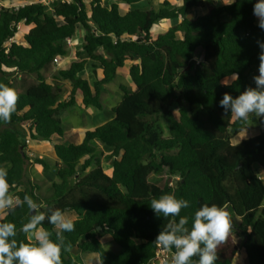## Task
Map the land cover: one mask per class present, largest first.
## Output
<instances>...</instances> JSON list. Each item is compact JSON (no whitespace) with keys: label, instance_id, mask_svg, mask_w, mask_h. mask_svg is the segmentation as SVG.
<instances>
[{"label":"trees","instance_id":"16d2710c","mask_svg":"<svg viewBox=\"0 0 264 264\" xmlns=\"http://www.w3.org/2000/svg\"><path fill=\"white\" fill-rule=\"evenodd\" d=\"M46 1L0 12V83L14 88L11 75L37 76V84L16 90L19 100L11 121H0V167L8 171L10 195L25 187L16 196L22 200L30 195L41 205L43 227L53 231L54 240L47 216L56 208L75 212L79 219L75 231L63 234L64 245L82 254L99 251L104 264H154L159 248L154 240L170 218L155 215L149 207L153 198L172 193L189 201L181 211L189 217V227L203 204L227 205L234 228L218 249L216 264H234L239 251L234 236L243 241L249 264H264V178L256 170L264 171V121L252 116L260 133L232 144L246 125L219 106L224 93L236 97L255 87L257 41H264V30L253 15L257 0L217 6H207L205 0H180L181 5L165 0L157 10L132 7L126 12L120 4L136 6L145 0H115L110 7L103 0H90V11L85 0H71L54 3V15ZM202 7L207 13L189 18ZM171 20L179 22L163 34L152 32L155 25ZM21 24L33 27L18 44L11 40ZM79 25L86 32L78 54L83 59L59 70L55 82L48 83L44 72L55 59L70 55L67 41L76 37ZM198 50L200 63L195 59ZM134 60L138 62L129 67L128 75L135 90L121 85L123 97L110 121L87 131L81 144H55L57 161L28 154V141L48 145L54 137H64L61 112L79 99L84 107L101 110L103 86ZM89 63L94 84L83 78ZM232 73L239 79L222 86ZM64 81L72 85L67 100ZM175 100L182 103L178 118L169 111ZM163 119L168 135L161 127ZM98 143L111 151V176L103 170ZM30 165L55 173L58 181L52 182L49 195L25 182ZM164 173L178 177L177 185L150 183L152 176ZM31 214L26 203L5 210L0 224L16 225L10 240L28 242L21 227ZM99 229L112 236L120 253L101 245ZM62 261L80 264L72 251L62 252Z\"/></svg>","mask_w":264,"mask_h":264},{"label":"clouds","instance_id":"9594fccd","mask_svg":"<svg viewBox=\"0 0 264 264\" xmlns=\"http://www.w3.org/2000/svg\"><path fill=\"white\" fill-rule=\"evenodd\" d=\"M231 3H223L231 5ZM251 2V0H249ZM253 15L257 18L258 27L264 30V0H257L253 5ZM260 48L258 55V75L253 76L255 87L245 88L238 96L224 93L219 106L225 114L241 121L247 127L250 117L264 118V41H257ZM239 79L238 73H232L221 81L224 87L231 86ZM19 95L17 91L0 83V121L9 123L17 110ZM246 135L242 138H246ZM8 171L0 167V211L12 210L25 203L31 211L27 223L21 231L28 237V242H17L9 239L16 235L14 223L0 224V264H63L62 252L72 251V245H64L63 234L75 231V218L67 210L56 208L47 216V221L55 230L43 227L46 219L38 204L30 195L25 194L21 200L10 195ZM149 207L157 217L170 218L157 234L154 243L165 251H172L170 264H216L219 259L218 249L225 244L233 232V221L227 205L218 206L203 204L194 214L191 227L189 217L182 216L181 211L189 207V201L177 198L175 194L165 193L150 201ZM178 218V219H177ZM103 245V241H101ZM198 257L194 262L193 258ZM104 264L103 254L99 251L89 254L85 264ZM167 264V262H166Z\"/></svg>","mask_w":264,"mask_h":264},{"label":"rangeland","instance_id":"374dc122","mask_svg":"<svg viewBox=\"0 0 264 264\" xmlns=\"http://www.w3.org/2000/svg\"><path fill=\"white\" fill-rule=\"evenodd\" d=\"M37 0H7V1H2L0 0V12L2 8H19L25 4H31L36 2ZM59 1H71V0H47L45 4L47 5V10L50 14L54 15V8L53 5L56 2ZM165 1V0H145L141 2L140 4L133 6V5H125V4H120L122 12H126L129 9L133 8H149L153 7L156 8V10L159 8L160 4ZM176 5H178V0H169ZM87 9L90 11V0H85ZM115 0H103V4L107 7H110L111 4H113ZM225 3H231L232 0H224ZM205 3L207 6H217L224 4L223 0H205ZM203 11V12H202ZM208 8L207 7H202L195 9L191 14L189 15L190 19H193L199 15V13H207ZM56 20L59 23H62V19L56 17ZM179 20H171V21H166L160 24H157L153 27L152 32L155 35L163 34L167 32V30L175 25ZM33 25L31 26H25L24 24H21L19 26V33L16 36L15 39H12L11 41H14L15 43L18 44H23L24 42V37L26 34L29 33V31L32 29ZM86 32L85 29L82 28V26L79 25L76 37L72 39L71 41L67 42V47L70 51V55L63 59L62 61L59 60V62H55L52 64L48 70L44 72V75L47 77V81L50 84H53L55 82L54 76L57 74L59 70H65L69 68V66L76 61H81L83 59L82 56L78 57L79 53L81 52V44L84 42V36ZM202 58V50H198V52L195 55V59L199 60ZM138 60H134L133 62L129 61L123 69H121L118 73V76L115 81H113L110 84L104 85L103 86V94H102V103H103V108L101 110H98L93 107L86 108L82 105L81 99L77 102V104L73 107L70 108L66 111L61 112L60 119L62 121V125L65 131V135L63 138H58V142L55 138L52 144L48 145H36L33 144V142H27L28 148L27 152L30 155H33L35 157H40V158H45L48 157L49 159L56 160L57 161V156L56 152L54 150V144H81L85 133L89 130H93L98 126H101L102 124L110 121L113 118V109L116 107L122 100L123 97V92L121 91V85H125L129 87L131 90H135L134 86L132 85V82L130 81L129 75H128V68L132 66L133 64L137 63ZM91 63L87 65V71L83 75V78L88 80L91 84H94V75L91 69ZM11 81L12 84L14 85V89L23 92L26 86L30 84H37V76L36 75H11ZM62 84V89H63V99L67 100L68 96L70 94L72 85L69 81H64L61 83ZM182 106L181 101H173L171 105L169 106V111L173 113L176 118L179 116V110L180 107ZM254 116V115H253ZM252 119V117H250ZM264 121V118H261ZM248 124L250 126L247 129V135L245 128L237 135L238 137L235 139L233 138L232 144H236L239 142L245 135L246 138L253 137L254 135L258 134L260 132V129L257 127L256 124L251 122L249 120ZM161 127L165 133V135L169 134V130L164 123V119L161 121ZM245 138V139H246ZM98 156L101 159V164L103 167L104 172L111 176L113 169H112V164L111 160L108 159V156L111 154V151L108 150L104 145L101 143H98ZM258 167L256 168V170ZM31 181V183L39 186L41 188V192L45 195H49L51 192V185L52 182H57L58 179L55 175V173L51 171H45L42 167L37 166V165H30L28 167V172H27V179L26 183ZM179 181L178 177H173L169 175L168 173H164L163 175L160 176H152L150 178V183L154 185H158L160 187H163L167 184L176 186ZM25 187H20L16 192L23 190ZM16 192L12 194V196L15 198ZM4 211H0V217L4 214ZM70 215H72L75 219H79L77 214L75 212H69ZM102 230L99 229L98 235L100 236V241H103L104 247L109 250L113 251L116 253H120L121 247L119 244L113 241V238L111 235L107 234L104 235ZM91 236H88L87 238H90ZM86 238V239H87ZM234 241L239 247V251L237 254V258L234 262V264H249V259L248 256L245 252V250L242 247V240L241 238H238L236 236L233 237ZM72 255L75 257L76 261H78L80 264H85V260L89 256V254H82L79 249H73L72 250ZM94 264V262H93Z\"/></svg>","mask_w":264,"mask_h":264},{"label":"built area","instance_id":"2783aa9c","mask_svg":"<svg viewBox=\"0 0 264 264\" xmlns=\"http://www.w3.org/2000/svg\"><path fill=\"white\" fill-rule=\"evenodd\" d=\"M71 41V40H69ZM68 42V41H67ZM60 59H55V62H59ZM197 60V59H196ZM201 59L197 60L198 63H200ZM173 251H165L161 247L158 248L156 257L153 260L154 264H164V263H170L171 256Z\"/></svg>","mask_w":264,"mask_h":264},{"label":"crops","instance_id":"0c3cea01","mask_svg":"<svg viewBox=\"0 0 264 264\" xmlns=\"http://www.w3.org/2000/svg\"><path fill=\"white\" fill-rule=\"evenodd\" d=\"M177 3H178V5H179V4L181 5L180 0H178ZM202 12H203V11H202ZM203 14H205V13H203ZM128 69H129V68H128ZM114 108H115V107H114ZM259 133H260V132H258V134H259ZM256 135H257V134H256ZM256 135H254V136H256ZM254 136H253V137H254ZM55 138H56V140L58 139V137L56 136V137L53 138V141L55 140ZM249 138H252V137H249ZM249 138H246V139L244 138V139L247 140V139H249ZM244 139H241L239 142H241V141L244 140ZM57 142H58V140H57ZM239 142H237V143H239ZM237 143H236V144H237ZM56 144H57V143H56ZM54 145H55V144H54ZM57 145H59V144H57ZM112 173H113V172H112ZM257 173L260 175L261 178H264V171H263L262 169L258 168V169H257Z\"/></svg>","mask_w":264,"mask_h":264}]
</instances>
